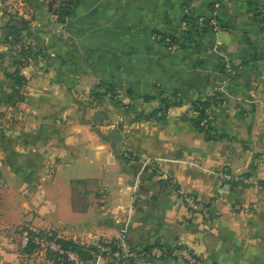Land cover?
<instances>
[{"label":"crops","instance_id":"crops-1","mask_svg":"<svg viewBox=\"0 0 264 264\" xmlns=\"http://www.w3.org/2000/svg\"><path fill=\"white\" fill-rule=\"evenodd\" d=\"M60 5L0 0V264H20L11 231L22 225L87 247L125 234L143 252L264 264V0H80L64 21ZM14 18L29 22L23 42L44 49V62L17 64ZM200 18L217 26L199 33ZM186 20L196 32L177 62L155 36ZM90 50L95 75L70 73ZM94 79L95 94L84 89ZM163 97L182 105L161 117ZM199 101L207 134L192 123Z\"/></svg>","mask_w":264,"mask_h":264},{"label":"built area","instance_id":"built-area-1","mask_svg":"<svg viewBox=\"0 0 264 264\" xmlns=\"http://www.w3.org/2000/svg\"><path fill=\"white\" fill-rule=\"evenodd\" d=\"M204 21V18L199 19L198 25L201 29L205 26ZM211 25L216 27L217 23L212 21ZM155 38L158 42L164 44L169 50L175 51L179 49V44L173 42V39L168 36L157 34ZM34 63L35 61L32 58L27 59L28 66H31ZM204 124L206 125L207 121H204L203 125ZM227 178L231 179L228 176ZM175 187L190 209L200 213L204 218L209 219L208 210L201 202H198L184 188H178L176 185ZM59 238L61 237L57 234L55 235L53 232H44L43 236H36L32 243L36 247L44 248L48 252L62 255L68 264H139L144 257L162 259L166 256L184 261L187 264H203L185 248L171 251L159 247H153L149 251H140L130 245L128 237L125 234H122L115 242H98L90 246L93 248L90 253L91 259L86 261L77 252L63 250L56 242ZM29 242L30 238L28 234H25L22 240L23 247H26Z\"/></svg>","mask_w":264,"mask_h":264},{"label":"trees","instance_id":"trees-1","mask_svg":"<svg viewBox=\"0 0 264 264\" xmlns=\"http://www.w3.org/2000/svg\"><path fill=\"white\" fill-rule=\"evenodd\" d=\"M80 0H61V5L59 7V11L57 13L59 19L61 21H64L67 17H69L72 12L74 11V9L79 5ZM15 19V18H14ZM16 23L13 26H10V32H9V37L10 40H8L7 42L12 43V44H17L21 47V54L24 56V60L21 61L19 60V62H17L18 65L20 66H28L27 64V59L28 58H32L35 63L37 64L38 61H40L41 59H43L45 57V52L44 49L41 48H34L32 46H28L26 44H24L23 42V32L26 31L29 27V22L23 18H19V19H15ZM199 20H196L195 22V28H197L199 31L200 30H204V32H206L208 29L210 28H215L214 26L211 25V21L205 19L204 21V28L201 29L198 25ZM173 42L178 43L175 39H173ZM13 79L15 82V85L17 86L18 90H16V95L14 96V101H20L22 100V95L20 94V89L21 87L24 86V84L26 83V79L25 77H23L19 72L14 73L13 75ZM110 92H113V87L109 88ZM13 99V98H12ZM153 98L150 96H146L144 97L145 101H151ZM162 103L164 104V108L157 110L155 112V114L159 115H165L169 109H171L172 107H176V106H181L182 102L181 101H175L174 103H170L167 99L162 100ZM208 103L204 102V101H199L197 102L193 107L197 113V117L196 119L192 120L193 125L195 126V128L204 134H207L209 132L210 129V122L207 118L206 115V109L208 108ZM204 121H207V124L203 125ZM27 234L30 238V242L28 243V245L25 247V249L31 253L33 252L35 249H37V247L32 243L33 239L36 236H43L44 232H34L32 230H28L27 229ZM56 235V234H55ZM56 242L61 246V248L65 251H74L77 252L84 260L88 261L91 259V251L93 250L92 247H84L82 245H80L79 243L74 242L73 240H69V239H64V238H59L56 240ZM49 257H51V259H54L55 261L61 262L63 264H68V262L65 260V258L57 253L54 252H49Z\"/></svg>","mask_w":264,"mask_h":264},{"label":"rangeland","instance_id":"rangeland-1","mask_svg":"<svg viewBox=\"0 0 264 264\" xmlns=\"http://www.w3.org/2000/svg\"><path fill=\"white\" fill-rule=\"evenodd\" d=\"M261 8H263V7H261ZM258 13H259V15H261L260 18L258 19V21H259V24L262 26V25H264V16H262V15H264V8L260 9V11ZM191 25H192V21L186 20L185 24H183V27L180 29V32H178L174 35L172 34V35L168 36V37L175 39V40H176V38L178 39L179 49H177L175 51L169 50L165 46V49L169 53H172V54L179 53L177 62H181V59L183 57L182 54H184L186 52V44H187V38H188L187 35L191 34L192 32H196L195 29L192 28ZM199 33H204V30H200ZM184 34H187V35H184ZM162 35L167 36L166 34H162ZM183 44H185V45H183ZM179 50H180V52H178ZM87 54L89 55V58H86ZM87 54L85 52L84 59L86 61L81 60L82 55L78 56V58H80V60L74 61V62H80V65H77L76 63H74L75 66L70 68V73H72L73 75H76V74L77 75H85V74L95 75V51H91V50L87 51ZM18 55H19V57H18L19 60L23 61L24 56L21 54V52ZM263 55H264V53H263ZM43 59H41L38 62H44ZM81 62H85L86 66L84 67ZM90 62H92V64ZM84 87H85L84 89L90 88L91 92H93L95 94V79L92 83L85 84ZM162 99L163 100L167 99L171 104L174 103L175 101H177L174 97H171V98L170 97H166V98L163 97ZM162 108H164V105L160 109H162ZM166 114H168V112ZM160 116L162 117L163 115L160 114ZM27 229L30 230L29 228L24 227L22 225L19 227H14V229L11 231L12 237L14 238V243L16 245V249L20 254V264H63L61 262L55 261L54 259H51V257H49V252L46 251L44 248L37 247V249H35L33 252L29 253L25 249V247H23V245H22V240H23L25 234H27V232H26ZM84 247L86 248L87 246L84 245Z\"/></svg>","mask_w":264,"mask_h":264}]
</instances>
